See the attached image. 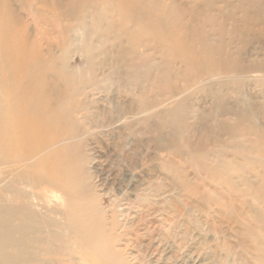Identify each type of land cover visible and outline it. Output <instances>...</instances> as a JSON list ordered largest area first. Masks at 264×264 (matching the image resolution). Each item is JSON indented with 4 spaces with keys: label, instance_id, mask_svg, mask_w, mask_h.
<instances>
[{
    "label": "bare ground",
    "instance_id": "1",
    "mask_svg": "<svg viewBox=\"0 0 264 264\" xmlns=\"http://www.w3.org/2000/svg\"><path fill=\"white\" fill-rule=\"evenodd\" d=\"M180 1L0 0V264H124L114 245L119 235L103 218L94 189L85 187L89 161L80 138L94 126L91 93H105L108 86L116 90L123 74L125 85L136 88L132 71L137 66L145 67V77L154 72L164 82L169 68L179 63L185 84L193 78L218 79L231 70L237 53L209 39L213 2L193 10ZM38 20L42 24L31 31L28 22ZM69 48L83 57L84 72L68 68ZM140 48L164 58L165 68L137 56ZM134 60L137 66L130 67ZM100 70L105 78L90 75ZM166 87L172 91L171 84ZM137 93L133 98L147 115L146 93ZM252 127L236 128L234 134L257 138ZM256 144L251 149L260 157L253 162L260 166L263 139ZM202 160L191 158L195 166ZM231 165L219 162L203 171L228 186V194L264 204L262 188L248 181H243L245 193L232 187V176L243 170ZM149 196L144 192L136 204L147 210ZM228 199L225 205L232 209ZM259 253L257 264H264Z\"/></svg>",
    "mask_w": 264,
    "mask_h": 264
},
{
    "label": "rangeland",
    "instance_id": "2",
    "mask_svg": "<svg viewBox=\"0 0 264 264\" xmlns=\"http://www.w3.org/2000/svg\"><path fill=\"white\" fill-rule=\"evenodd\" d=\"M210 1L209 14L215 17L210 41L237 53L221 78H193L185 84L178 74L181 65L175 63L160 82L154 72L145 77V67L134 60L136 88L125 85L128 76L123 74L115 83L118 89L90 92L88 105L96 117L93 129L80 138L89 161L85 187L94 189L103 218L119 235L114 245L124 264H257L256 256L264 253V204L228 194V186L203 171L233 162L243 170L232 176L233 188L245 193L243 181H248L264 190V164L253 162L260 156L251 149L264 142V0L180 2L200 10ZM28 24L32 31L42 22ZM72 51H66L68 68L84 72L83 57ZM143 55L156 68H165L164 58L153 51L140 48L137 56ZM92 74L99 80L106 76L105 70ZM168 84L172 91L166 90ZM138 89L146 93L147 115L135 100ZM249 125L258 131L257 138L234 134ZM193 156H201L202 163L195 166ZM144 192L151 200L147 210L137 205ZM228 198L232 209L225 205Z\"/></svg>",
    "mask_w": 264,
    "mask_h": 264
}]
</instances>
